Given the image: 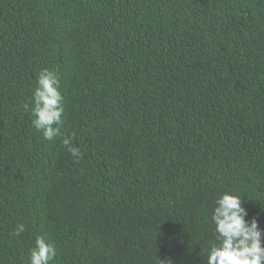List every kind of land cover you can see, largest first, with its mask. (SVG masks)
Masks as SVG:
<instances>
[{"label": "trees", "instance_id": "16d2710c", "mask_svg": "<svg viewBox=\"0 0 264 264\" xmlns=\"http://www.w3.org/2000/svg\"><path fill=\"white\" fill-rule=\"evenodd\" d=\"M43 69L79 161L31 126ZM225 191L264 230V0H0V264L40 234L50 264H205Z\"/></svg>", "mask_w": 264, "mask_h": 264}, {"label": "clouds", "instance_id": "9594fccd", "mask_svg": "<svg viewBox=\"0 0 264 264\" xmlns=\"http://www.w3.org/2000/svg\"><path fill=\"white\" fill-rule=\"evenodd\" d=\"M31 126L45 141L62 138V144L77 161L82 159L78 147L72 146L71 137L64 136V97L60 91V76L57 71L43 69L36 79L31 97ZM27 107V105L25 106ZM241 196L223 192L214 202L211 214L212 234L216 243L211 247L205 264H264L262 230L256 218L247 220L248 212L242 206ZM25 230L20 224L13 235ZM57 256L56 245L46 234L35 237L29 250L28 264H50ZM158 264H172L170 259L157 260Z\"/></svg>", "mask_w": 264, "mask_h": 264}]
</instances>
